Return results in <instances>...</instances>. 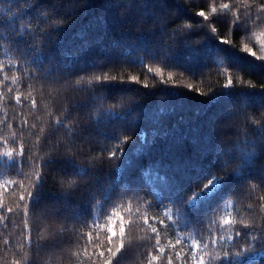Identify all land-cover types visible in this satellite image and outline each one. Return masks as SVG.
I'll use <instances>...</instances> for the list:
<instances>
[{"label":"snow or ice","instance_id":"obj_1","mask_svg":"<svg viewBox=\"0 0 264 264\" xmlns=\"http://www.w3.org/2000/svg\"><path fill=\"white\" fill-rule=\"evenodd\" d=\"M98 7L103 15L95 14ZM86 13L92 14L69 32ZM207 35L244 53L264 73V0H202L198 7L193 0H10L0 6L6 57L0 85H15L6 88L9 102L46 112L36 122L23 112L13 123L0 120V221L19 238L15 245L5 241L8 255L0 264H264V74L247 85L240 77L237 86L230 64L219 88L205 92L189 83L187 91L200 101L201 133L173 138L169 157H155L148 171L133 150L141 145L151 154L157 137H169L163 117L178 104L166 96L154 111L113 87L177 86V72L202 79L203 71L178 65L212 62L214 55L200 47ZM126 66L142 74H111ZM38 95L52 96L55 110L41 109ZM227 133L233 138L225 139ZM34 147L46 151L37 156ZM206 163L212 167L190 191L179 198L166 194L178 173ZM238 196L253 203L242 211ZM203 207L202 215H192Z\"/></svg>","mask_w":264,"mask_h":264},{"label":"trees","instance_id":"obj_2","mask_svg":"<svg viewBox=\"0 0 264 264\" xmlns=\"http://www.w3.org/2000/svg\"><path fill=\"white\" fill-rule=\"evenodd\" d=\"M10 0H0V6H6ZM103 3V0H100ZM194 7H198L202 0H193ZM105 9L102 7H98L95 10V14L103 15ZM92 13H86L85 16L77 18L73 22V24L69 27V32L74 31L76 27H79L84 20L87 18V15ZM181 15L187 16L189 19L196 21L198 18L194 16L192 13L188 12L185 9H181ZM203 35V31L194 33L193 38H198L199 36ZM231 35V33H229ZM84 39H94L92 36H86ZM237 43V48H241L242 44L239 38H235ZM74 37L69 35L67 38V42L69 44V48L74 47L73 44ZM76 41H79L80 38L76 37ZM200 47L202 51L208 55H214L212 58V62L208 65L206 62L201 59L195 66L193 65H178L181 70L185 71H195L200 72L203 71V78L193 77L188 73L181 76L179 72H177V79L180 81V84L177 86H161L156 88H144L142 85H135V84H126L120 83L113 85L114 89L117 90V94L119 91H129L128 98L134 100H140L141 103L152 110H156L157 104L161 100V98L168 96L169 98L173 99V102L178 104V107L175 112L166 113L163 117L164 126L169 130V137L167 139L163 137H157L158 144L156 148L152 151L151 154H144L141 150V145H137L136 149L133 150V157L137 159L142 165H147L145 171H148L153 167L154 158L159 156L163 159H167L169 157V146L170 142L173 138L179 139L180 137L187 138L191 140L192 138L200 135L201 133V126L199 124V117L197 116V107L198 103L200 102L194 93H190L187 91V85L189 83L195 85L198 88L203 89L205 92L209 90V88H219L220 84L223 83V73L226 67H229L232 64L234 67L231 68V74L235 78V83L237 86L241 84L240 77H244V84L247 85L249 80H252L256 83L259 82L260 76L262 73L259 70L258 65L254 64V61L251 60L248 56L244 53L239 52L226 44H221L219 41L215 39V37L211 35L205 36L203 40L200 41ZM9 55L11 56L12 53L10 52ZM0 60H6L4 50L0 48ZM157 65L153 63V67ZM253 66V68H252ZM206 67V68H205ZM171 69H166L165 75L167 71ZM253 72L254 75H248V73ZM13 73H9L12 75ZM98 74V73H97ZM112 75H119V74H127V75H141L142 70L137 66L131 67H124L123 69H114L111 72ZM144 78L149 79V83L151 84L153 81L150 76L147 75V70H143ZM0 79H3V73L0 72ZM159 78H156L158 83ZM13 87L15 85L10 84L8 81H5L3 85H0V91H5V99L3 102H0V120L4 119L5 116L8 117L9 123H13L14 121L19 120V115L21 112L24 115L28 116L29 120L32 122H36L37 120H44L46 119V112H29L28 107L25 106L23 109L14 101L9 102L6 98V88ZM39 87V86H37ZM179 89V90H177ZM131 90V91H130ZM260 91V90H256ZM68 95H76L73 91H70ZM81 98H83L84 94H79ZM38 101L40 102V107L43 109L44 105H49L47 111H54L55 104L53 103V97L49 96L47 99H42L39 95L37 96ZM152 127L153 125L149 124L146 131L148 138L151 139L152 137ZM6 131V129H5ZM31 131V130H30ZM27 135V133H26ZM225 139L233 138L231 133H227L224 135ZM33 142H34V138ZM102 140V138H101ZM33 153L37 156H42L46 149L41 150L39 147H34L32 149ZM109 167V165H105V168ZM212 167L211 163H206L200 169H192L188 168L185 169L183 172L178 173V179L176 180L175 184L168 190H166V194L170 198H179L184 195V193L191 190L194 184L199 182L207 171ZM30 169L28 167L24 168V172L28 173ZM10 176H15V172L12 171L8 173ZM3 179V176H0V180ZM137 186H141L139 181L135 182ZM255 196V194H253ZM153 197L149 196L148 199L151 200ZM3 199L5 203L9 202V195L7 193L4 194ZM207 200V193L200 194L198 196V201L204 203ZM236 206L241 208L244 211L243 205L247 203H253V200L247 199L245 196H238L234 200ZM143 204V201H141ZM143 207H141V211H143ZM151 211V210H149ZM207 211V207L201 208L199 213H194L192 215H202L204 212ZM15 220L16 217H13ZM199 227V226H196ZM213 231L215 230V224L212 226ZM17 229H15L10 223L5 227V222L0 221V258H7L8 250L5 249V241H8L10 244L15 245L19 243V238L16 235ZM191 233V226L189 230L185 231V237L189 236ZM206 235V233H205ZM166 242V241H165ZM14 250V249H10Z\"/></svg>","mask_w":264,"mask_h":264}]
</instances>
